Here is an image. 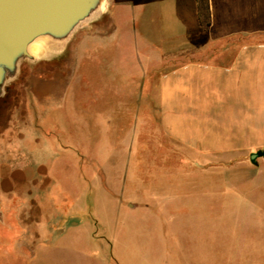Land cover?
<instances>
[{
	"label": "rangeland",
	"instance_id": "rangeland-1",
	"mask_svg": "<svg viewBox=\"0 0 264 264\" xmlns=\"http://www.w3.org/2000/svg\"><path fill=\"white\" fill-rule=\"evenodd\" d=\"M123 6L107 64L86 24L0 97V264H264V157H192L159 123L189 6Z\"/></svg>",
	"mask_w": 264,
	"mask_h": 264
},
{
	"label": "crops",
	"instance_id": "crops-1",
	"mask_svg": "<svg viewBox=\"0 0 264 264\" xmlns=\"http://www.w3.org/2000/svg\"><path fill=\"white\" fill-rule=\"evenodd\" d=\"M158 2L172 3L177 11L189 6L195 22L185 32L184 47L166 57L156 53L160 63H170L157 81L161 128L192 157L249 156L264 149V0H209L207 29L198 24L196 0H109L105 16L89 24L87 44H79L78 51L87 45L90 67L104 66L121 21L117 5L129 6L137 18ZM29 115L26 111V135Z\"/></svg>",
	"mask_w": 264,
	"mask_h": 264
},
{
	"label": "water",
	"instance_id": "water-1",
	"mask_svg": "<svg viewBox=\"0 0 264 264\" xmlns=\"http://www.w3.org/2000/svg\"><path fill=\"white\" fill-rule=\"evenodd\" d=\"M109 0H0V97L14 81L23 61L38 59L30 50L35 42L43 53L62 52L76 30L101 20ZM264 157V149L249 154V160Z\"/></svg>",
	"mask_w": 264,
	"mask_h": 264
},
{
	"label": "trees",
	"instance_id": "trees-1",
	"mask_svg": "<svg viewBox=\"0 0 264 264\" xmlns=\"http://www.w3.org/2000/svg\"><path fill=\"white\" fill-rule=\"evenodd\" d=\"M196 2H197L196 3L197 18L199 21L198 24L201 28L207 29L208 26L211 24V16H210L209 5H208L209 0H196ZM32 95H34V93Z\"/></svg>",
	"mask_w": 264,
	"mask_h": 264
},
{
	"label": "bare ground",
	"instance_id": "bare-ground-1",
	"mask_svg": "<svg viewBox=\"0 0 264 264\" xmlns=\"http://www.w3.org/2000/svg\"><path fill=\"white\" fill-rule=\"evenodd\" d=\"M31 52L35 54H42L43 53V46L40 42H35L30 46Z\"/></svg>",
	"mask_w": 264,
	"mask_h": 264
}]
</instances>
